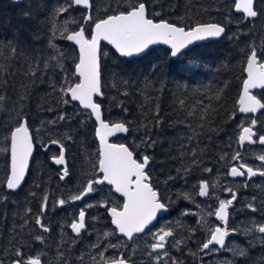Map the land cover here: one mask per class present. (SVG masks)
Returning a JSON list of instances; mask_svg holds the SVG:
<instances>
[{"label":"trees","instance_id":"obj_1","mask_svg":"<svg viewBox=\"0 0 264 264\" xmlns=\"http://www.w3.org/2000/svg\"><path fill=\"white\" fill-rule=\"evenodd\" d=\"M92 2L95 5L92 15L98 16L110 5L115 8L117 0ZM128 2L123 0L124 5ZM144 2L150 18L157 21L163 19L185 28L217 23L225 31L220 39L193 45L175 59L164 47L152 48L140 57L124 59L110 47L101 45L99 57L104 95L97 101L102 104L105 120L125 122L129 128L125 135H118L112 141L129 146L138 158L150 157V181L162 202L168 206L167 213L157 219L152 231L138 236L136 241L143 243L148 237L145 240L147 244L152 239V232L170 226L174 238H169L167 250L181 264H222L225 260L233 264H264V244L260 243V234H245L253 220L264 223V177L257 175L245 187L244 179L235 181L226 175L232 163L230 157L236 151L241 152L243 161L254 170L261 165L257 156L264 154L262 146L241 147L238 143L241 126L249 125L252 119H257L255 131L264 134V109L253 116L239 113L237 105L245 78L242 69L246 56L242 50H247L253 42L257 46L264 42V0H255L260 12L255 20H245L242 14L234 11L233 2L228 0ZM70 3L71 0H0V95L6 98L0 103V146L6 135L4 129L14 126V121L22 118L19 116L21 112L27 116L34 139L30 168L17 191H9L5 187V156L0 153V258L13 248L10 244L13 237L17 241L16 247L27 245L23 249L27 256L31 254L30 236L48 237L50 234L66 237V259L69 261L72 257L73 264H81V256L83 264H94L93 257L99 261L97 249L92 247L97 242L105 247L109 243L117 245L116 248H108V256L124 252L123 238L116 233L112 238L103 235L111 232L113 227L102 207L85 206L86 231L79 238L71 235L68 225L77 216L79 203L72 202L70 197L96 175L98 147L94 136L95 122L77 103L62 102L59 89L63 73L59 79L53 72L45 75L42 64L39 65V76L33 78L29 73L30 65L36 67L42 56L46 58L52 52L49 41L63 53L61 63L68 67L69 75L74 71L72 61L78 58L77 50L61 38V33L65 27L77 30V25L83 24L81 16L87 15V11L73 5L67 13L56 15L59 7H68ZM17 42L21 52L13 59L11 48L5 46L9 43L16 45ZM55 71L60 72V69L57 67ZM125 81L130 83L126 85ZM124 92L128 95H122ZM217 95L219 100L215 98ZM254 95L264 103V90L256 91ZM181 100L185 102L183 105ZM198 101L206 105L207 112L198 107ZM157 111L160 113L159 122ZM189 112L193 115L190 116ZM65 113L68 118L59 121L57 118ZM53 120L57 123L51 124ZM193 131L196 136L190 147L197 149L195 164L189 162L190 156L186 160L181 155V142L187 144L186 136L192 135ZM67 136L71 139H66ZM53 139L62 140L66 147L69 175L63 181L59 178V170L50 162V157L58 155L59 147L49 145L43 150ZM226 154L228 163L221 160ZM185 164L187 171L184 170ZM177 169H180L179 174ZM205 169H212V172ZM201 180L210 185L211 196L206 199L198 196ZM229 187L238 194L229 216L230 229L237 231L226 239L229 250H220L201 259L198 246L207 238L208 227L218 224L215 216L208 214L209 206L218 204L217 197L230 198L225 192ZM108 192L109 186H97V192L88 198L87 203L97 201L98 204ZM185 195L189 198L186 199ZM45 196L48 201L44 222L51 229L47 234L35 225ZM253 197H256L255 201ZM117 198L115 195L112 200ZM60 199L67 201L62 208L57 205ZM249 203L258 210L252 212L247 207ZM29 209V226L22 231L20 225ZM186 212L190 214L184 215ZM201 218L203 222L198 224ZM176 240L183 241L180 250L175 246ZM240 249H245L246 254L240 255ZM141 254V259H132L134 264H149L144 247L136 252L138 257ZM5 264H8L7 259Z\"/></svg>","mask_w":264,"mask_h":264},{"label":"snow or ice","instance_id":"obj_2","mask_svg":"<svg viewBox=\"0 0 264 264\" xmlns=\"http://www.w3.org/2000/svg\"><path fill=\"white\" fill-rule=\"evenodd\" d=\"M235 10L238 13H243L244 19L249 18L255 20L260 12L257 10L255 0H234ZM75 6H82L88 10L87 15H82L83 24H78L76 28L69 29L65 27L61 33V38L72 42L78 47V60H73L74 71L69 75V69L61 61L64 59L63 53L58 52L56 45L49 41V48L52 50L49 56L41 57L37 62L36 67L29 66V73L33 78H36L41 73L42 64L44 74L53 72L57 79L63 73L64 79L59 89L61 93V100L64 104L78 102L82 109L86 110L90 117H94L96 122L95 136L99 141L98 148V165L96 166V175L88 179L87 184L77 194L70 197L72 202L83 200L91 193L97 192V186H109V192L96 205L89 204L86 207H102L111 218V225L114 229L111 232H104V237L120 233L127 238L125 245L130 247L128 242L135 243L138 236L146 235L151 232L152 222L157 218L158 213L167 210V205L162 202V197L158 190L150 181L148 167L150 164V157L144 155L138 158L137 154L130 150L129 146L125 144L109 143V137L116 133H127L129 128L125 122H111L102 117V104L97 101V97L104 95L102 89V68L99 59L100 45L102 41L107 42L108 45L119 53L121 57H133L134 55L145 53L150 46L163 43L170 46V54L176 57L188 45L195 41H200L206 37H220L224 33L223 26L210 24H196L191 27H181L174 23L160 19L159 21L150 18V14L144 0H129L124 5L123 0H117L116 7L111 5L103 11L102 15L93 16L91 10L94 8L92 0H71L68 7H59L56 10V15L67 13L69 8ZM159 15V13H156ZM67 23V22H66ZM90 27V31H89ZM5 47H10L12 58L19 56L21 49L19 42L16 45L11 43ZM244 51L246 56V63L242 69L246 73V78H243L242 91L237 101L240 113H256L258 109H264V103L253 94L252 89L264 90V42L259 46L253 42L247 46ZM60 72H56V68ZM126 85L130 81L124 82ZM55 90V89H54ZM222 91V90H221ZM122 95H128L127 92ZM65 97H70L66 99ZM217 100L220 96L215 97ZM5 96L0 95V103L5 102ZM21 102L23 97L20 98ZM183 105L185 102L181 100ZM198 107L207 112V107L201 101L197 102ZM159 106H157L158 108ZM159 111H157V122H159ZM192 116L193 113L189 112ZM22 118H17L14 121V126L4 129L6 135L3 138V145L0 146V153L5 156V186L8 190L18 189L25 179L26 170L29 168V158L33 154L34 139L30 133V124L27 116L21 112L19 114ZM67 114H61L57 119L59 121L66 120ZM203 120V117H201ZM51 124H56L57 120L50 121ZM257 119H252L250 126H241L239 130L238 143L241 147L247 143H256L254 139L258 135V142L264 145V134H258L255 131ZM191 127V125H189ZM196 133L193 131L192 135L186 136L187 144L181 142V155L186 160L190 156V163H196L195 147H190L193 144ZM66 139H71L67 136ZM51 144L59 145L58 155L52 157L56 165H66V147L62 140L53 139ZM151 146V143L149 144ZM47 147V146H45ZM228 156L221 157L225 163H228ZM232 163L227 170L226 175L232 178L246 177L250 180L252 177L259 175L264 177V154L257 156L261 161L258 169H255L243 161L240 151L230 157ZM184 170L187 171V164L184 165ZM211 173L212 169H205ZM62 174L60 180H64L69 175V170L65 166L61 169ZM180 169H177L179 174ZM179 178V175L177 176ZM169 179H172L170 176ZM247 181L245 187H247ZM215 187V185H211ZM210 185L206 180H201L199 183L200 197H210ZM225 192L230 196L229 199H220L217 197L218 204L209 206L208 214L214 215L219 221L215 226L208 227V235L203 240L199 247V255L201 259L203 256L210 255L220 250H229L226 245V237L230 232L235 233L237 229L229 227L230 209L234 207V202L238 199V194L232 188H226ZM115 194H119L117 200H112ZM122 198V200L120 199ZM185 198L189 197L185 195ZM256 197H253L255 201ZM48 197L45 196L44 203L41 205L40 215L35 218V225L43 232H50L51 229L45 224L44 216L47 212ZM67 201L60 199L57 202L59 207H63ZM264 206V205H262ZM199 207V205H197ZM247 207L256 212L258 209L253 203H249ZM31 209L25 214L23 223L20 225L21 230L29 226L27 219ZM190 213H184L188 215ZM203 218L197 223H202ZM251 227L245 229V234L259 233L258 237L261 244H264V223H259L255 220L251 222ZM72 233L77 238L83 235L86 231V210L81 209L78 216H74L71 223L68 225ZM151 241L146 245L144 251L147 252L149 264H181L180 261L171 257L167 250V245L170 243L169 238H174V233L170 226L167 228H160L156 232L151 233ZM36 240L43 243V236H36ZM17 241L15 237L10 241L13 248L5 252L4 258H0V264H5V259L8 264H44L42 255L37 252L36 255L28 254L26 256L24 247L21 245L16 247ZM183 244L182 240H176L175 246L180 250L179 246ZM216 246H219L217 248ZM97 249L99 261L93 257L94 264H134V261L125 253L121 252L119 256H108L106 252L109 247L116 248L117 245L109 243L107 247L99 242L92 245ZM103 248L104 251H100ZM36 249H30V252H36ZM135 252V249H133ZM240 255H245L246 250L240 249ZM197 255V253H193ZM62 257L63 254L61 253ZM81 264H83V257H80ZM222 264H233L232 261L225 260Z\"/></svg>","mask_w":264,"mask_h":264},{"label":"flooded vegetation","instance_id":"obj_3","mask_svg":"<svg viewBox=\"0 0 264 264\" xmlns=\"http://www.w3.org/2000/svg\"><path fill=\"white\" fill-rule=\"evenodd\" d=\"M257 138H258V135L256 136V137H254V139L257 141ZM254 145H258L257 144V142L256 143H254L253 145H248V144H245L244 146H254ZM258 146H262V147H264V145H258ZM47 148H43V150H46ZM52 157H50V159H51ZM51 162V161H50ZM232 163H234V162H232ZM231 163V164H232ZM53 165V164H52ZM54 166V165H53ZM54 167H56V166H54ZM66 167H67V163H66ZM58 170H59V172H60V175L62 174V172H61V169L63 168V167H56ZM257 176V175H256ZM256 176H254V177H256ZM254 177H252V178H254ZM229 178L230 179H232V180H235V181H238V180H240V179H244L245 181H249L246 177H237V178H231L230 176H229ZM251 178V179H252ZM250 179V180H251ZM87 184V183H86ZM107 186V185H106ZM108 187V186H107ZM198 190H199V188H198ZM93 193H91V195H92ZM91 195H89V196H87L84 200H82V201H77L79 204L77 205V216H78V213H79V211L81 210V209H85L86 210V207L85 206H87L88 204H92V205H96L97 204V201H92V202H90V203H87V201H88V198L91 196ZM116 195V194H115ZM117 196V195H116ZM199 196V195H198ZM117 197H119V196H117ZM200 198V197H199ZM207 197H204L203 199H206ZM122 199V198H121ZM200 199H202V198H200ZM227 199H229V198H227ZM167 213V212H166ZM106 214H107V212H106ZM164 215V214H163ZM162 215V216H163ZM107 216H108V214H107ZM161 217V216H160ZM160 217H158V218H160ZM108 218H109V221H110V224H111V220H110V217L108 216ZM157 218V219H158ZM216 219V218H215ZM156 222H157V220H156ZM71 223V222H70ZM69 223V224H70ZM218 223H219V221H218ZM155 225H156V223L152 226V227H150L151 228V231H152V229L155 227ZM112 226V225H111ZM113 227V226H112ZM69 228V230H70V232H71V235L73 236V237H75L76 238V235H74L73 233H72V231H71V229H70V227H68ZM113 229H114V227H113ZM155 232V231H154ZM47 233H49V232H46V234ZM116 234H117V236L118 237H121V238H123V250H124V252L131 258V260L133 259V260H137L138 258H142V254L138 257V255H136V252H138V250L139 249H143V247H144V249H145V247H146V245L151 241V238L149 239V242L147 243V244H145V240L146 239H148V237H146L145 239H144V244L143 243H141L140 241L138 242V241H135V243H132V242H128L129 244H131V246L130 247H127L126 245H125V241H127V238L126 237H123V236H121V235H118V233L116 232ZM235 234V233H234ZM62 235V234H61ZM61 235H49L48 237H44L45 235H40V236H43V243H41V241H39V240H36L35 239V237H32V236H30V243H29V245H30V249H36L37 251L36 252H31V254H33V255H36L37 254V252H39L41 255H42V257H43V260H44V264H73V262H72V257H70V259H69V261H67V259H66V247H67V245H66V237L65 236H61ZM142 236V235H141ZM110 238H112V236H110ZM228 238V237H227ZM226 238V239H227ZM113 240V239H112ZM133 249H135V252H133ZM143 252V251H142ZM63 254V256L61 257L60 256V254ZM77 255V254H76ZM120 254H118L117 256H119ZM137 257V258H136ZM140 258V259H141Z\"/></svg>","mask_w":264,"mask_h":264},{"label":"water","instance_id":"obj_4","mask_svg":"<svg viewBox=\"0 0 264 264\" xmlns=\"http://www.w3.org/2000/svg\"><path fill=\"white\" fill-rule=\"evenodd\" d=\"M13 1H18V0H13ZM228 1H232V2H233V9H234V11L236 12V10H235L234 0H228ZM78 7L83 8L82 6H78ZM86 11H87V14H88V10H86ZM236 13H238V12H236ZM238 14H242V15H243V13H238ZM201 24H210V23H201ZM216 24H217V23H216ZM77 30H79V29H77ZM223 35H224V33H222L220 37H206V38L203 39V40L195 41V42H193L191 45H188L185 49H182L181 52L184 51V50H186V49H188L189 47H191V46H193V45H196V44H199V43H202V42H208V41H211V40H218V39H220ZM67 42H69V41H67ZM69 43L72 44V42H69ZM72 45H74V44H72ZM101 45H106V46H108V47H110V48L112 49V47H111L110 45H108L107 42H105V41H102V42H101ZM101 45H100V48H101ZM74 46H75V45H74ZM155 47H164V48L168 49L169 52H170V46H169V45H165V44H163V43H158V44H155V45L150 46V48L147 49V50L145 51V53H146L147 51H149L150 49L155 48ZM75 48H76V50H77V55L79 56L78 47L75 46ZM112 50L115 52L114 49H112ZM115 53H116V52H115ZM145 53L137 54V55H134L133 57H121V56L119 55V53H116V54H117L120 58H124V59H133V58H136V57H140V56L144 55ZM99 55H100V53H99ZM178 55H179V54H178ZM178 55H177V56H178ZM177 56H176V57H177ZM170 57H171L172 59H175V58H176V57H172L171 54H170ZM99 59H100V57H99ZM77 60H78V58H77ZM245 78H246V73H245ZM242 83H243V82H242ZM260 90H262V89H259V88H257V89H252V90H251V94L254 95V93H255L256 91H260ZM241 91H242V86H241L240 94H241ZM240 94H239V97H240ZM239 97H238L237 101L239 100ZM101 98H102V97H97L96 99L98 100V99H101ZM69 99H70V97H69ZM257 99H258V98H257ZM75 103H77V104L79 105L78 102H75ZM237 105H238V103H237ZM79 107H81V106L79 105ZM262 110H263V109H258L256 113H244V114H251V115H253V116H257V114H258L259 112H261ZM238 112H239V105H238ZM239 113H240V112H239ZM102 117H103V115H102ZM92 119H93V121L95 122L94 117H92ZM250 124H251V123H250ZM250 124L247 125V126H250ZM247 126H245V127H247ZM95 127H96V122H95ZM95 127H94V136H95ZM125 134H126V133H116V134H114L113 136L109 137V143H117V142L112 141V138H114V137H116V136H118V135H125ZM95 139H96V142H97V147L99 148V141H98V138H97L96 136H95ZM117 144H124V143H117ZM245 144L253 145L252 143H247V142H245ZM245 144H244V145H245ZM257 144L260 145L259 142H258V138H257ZM49 145H53V146L59 147V145L51 144V143L47 144L46 146L48 147ZM47 147H45V148H47ZM33 155H34V148H33V154H32V156L29 158V168H30V164H31V161H32ZM50 161H51V163H52L54 166H56V167H65V166H66V165H56V164L53 162V159H52V158L50 159ZM29 168L26 170L25 179H26V177H27V174H28ZM231 178H232V177H231ZM25 179H24V181H25ZM24 181L22 182L21 186L23 185ZM21 186H20V187H21ZM5 187H6V186H5ZM20 187H19V188H20ZM19 188H18V189H19ZM6 189H7V188H6ZM18 189L14 190V191H17ZM7 190H8V189H7ZM9 191H13V190H9ZM198 192H199V190H198ZM89 195H91V194H89ZM89 195H88V196H89ZM116 195L119 196V194H116ZM86 197H87V196H86ZM86 197H85V198H86ZM199 197H200V196H199ZM85 198H84V199H85ZM200 198L203 199L204 197H200ZM84 199H83V200H84ZM80 201H82V200H80ZM166 212H167V210L164 211V212L158 213L157 218L160 217V216H162V215L165 214ZM157 218L152 222V225H150L149 227H152V226L156 223ZM110 220H111V218H110ZM112 226H113V225H112ZM113 227H114V226H113ZM117 233H118V232H117ZM73 234H74V233H73ZM233 234H234V233L230 232V235H233ZM74 235H75V234H74ZM118 235H121V234L118 233ZM230 235H229V236H230ZM121 236H122V235H121ZM226 238H227V237H226ZM216 247L219 248V246H216Z\"/></svg>","mask_w":264,"mask_h":264}]
</instances>
